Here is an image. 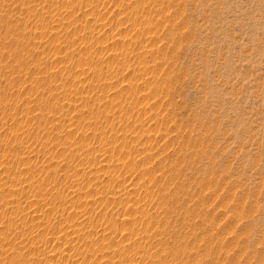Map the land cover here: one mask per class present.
Segmentation results:
<instances>
[{
  "label": "rangeland",
  "instance_id": "1",
  "mask_svg": "<svg viewBox=\"0 0 264 264\" xmlns=\"http://www.w3.org/2000/svg\"><path fill=\"white\" fill-rule=\"evenodd\" d=\"M0 264H264V0H0Z\"/></svg>",
  "mask_w": 264,
  "mask_h": 264
}]
</instances>
